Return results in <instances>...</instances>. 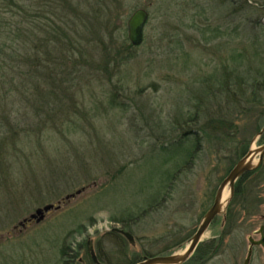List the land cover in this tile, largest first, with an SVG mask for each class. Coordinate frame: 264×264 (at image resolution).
Returning <instances> with one entry per match:
<instances>
[{
  "label": "rangeland",
  "instance_id": "rangeland-1",
  "mask_svg": "<svg viewBox=\"0 0 264 264\" xmlns=\"http://www.w3.org/2000/svg\"><path fill=\"white\" fill-rule=\"evenodd\" d=\"M139 8L149 18L134 46L128 20ZM4 21L1 71L28 74L41 41L67 65L55 69L57 99L42 98L54 86L41 74L18 87L0 83V264H62L63 247L84 243L76 264H90L89 240L106 264L182 253L240 160L238 140L224 151L205 141L200 95L226 69L264 67V0H0ZM15 49L28 55L22 64L12 61ZM262 100L229 129L242 147L249 141L247 153L264 144ZM223 101L209 100L212 111ZM226 111L239 119L233 104ZM243 202L226 253L209 264H244L249 237L260 239L264 174L249 180ZM229 203L203 241L220 235ZM251 264H264L262 246Z\"/></svg>",
  "mask_w": 264,
  "mask_h": 264
},
{
  "label": "trees",
  "instance_id": "trees-1",
  "mask_svg": "<svg viewBox=\"0 0 264 264\" xmlns=\"http://www.w3.org/2000/svg\"><path fill=\"white\" fill-rule=\"evenodd\" d=\"M0 24L3 25V27H7V25H9L8 22H6V24ZM53 31V29L50 30V32ZM57 36V39L60 40L59 33H57ZM4 42L6 43V41ZM5 43H0L1 51L8 48L6 46L7 43ZM49 43L51 46L52 42ZM40 46L43 48L42 52L40 53L42 56L39 55ZM33 50L34 51L31 54V57L28 58L27 54H22V56L18 55L16 53L17 50L15 49L12 52V61L15 64H22L24 59L28 58L27 60H30V62H27L30 66H32V70L27 74L21 72L16 67L13 68L14 71H1L2 68H0V79L4 80L0 83H2L3 85H9L10 88L11 85L13 87H18L29 79H33L34 75L37 76L41 74L47 82L52 83V85L54 86V89H50L45 96H42V98H59L57 93L55 92V85L59 86L60 78L59 73L55 69L57 66H61L63 64L67 65L66 56H60L59 54L57 56H53V52L49 48H47V45H45L43 41H41V45L35 44ZM14 57L20 58L19 63L16 59H14ZM7 59H9V54H7L6 52H1L0 66H4V64H7ZM238 61H241V59H238ZM208 88L210 89L204 90L203 94L200 95L199 99V109L201 113L208 114V121L202 128V130L205 131L204 139L208 143L215 144L219 151L229 149V144L234 139L238 140V149L236 152L233 153L235 155L233 163H235L237 160L244 157V155L247 153L249 141L243 138L245 146L242 147V142H240L241 138L238 135L234 136V134L229 133V131L235 127V121L242 120L243 117L246 116L248 113L252 112V110H254L257 105L262 106V99H264V67L260 66L258 68H249L247 65L238 64L236 67H231L229 70L226 69L221 75V79H219V77H215L214 85L211 87L209 86ZM10 92H8V94ZM38 92L39 91L35 89V94L33 93V96L36 97L38 95ZM211 99L224 100L223 106H218L215 110L212 111V108L209 103V100ZM229 104L234 105V109L236 110V116L239 119L235 120V118L231 117L233 113L230 116L228 113H226L227 106ZM215 112L218 113L216 117L214 116L215 114L209 116L211 113ZM229 117L231 118V120L229 119ZM209 130L213 131L216 134L212 135ZM262 136L263 139L264 135ZM199 140L200 138H197L198 142ZM263 174L264 161H262V163L255 170L248 171L240 177V179L235 185L233 199L229 203V206L225 212L224 226L220 235L218 237H213L209 240L201 242L194 254L183 264H209L215 258H220L226 253L228 240L235 233L236 227L238 226V223L240 222L243 217V214L245 213V207H243L245 202H243V197L246 194L247 183L252 177H254V175L261 177ZM238 205H242L240 209H237ZM114 234L120 235L118 233ZM84 244H79V246H77L76 248V251L73 250L70 252H68L69 250L66 247H63L61 249L62 264H76L77 262H81L80 260H77V251H80L82 248H84ZM95 249L99 261L103 264H106L107 262L103 259L98 247H96ZM136 262H138V260H134L131 264H135ZM90 264L96 263L91 259Z\"/></svg>",
  "mask_w": 264,
  "mask_h": 264
},
{
  "label": "water",
  "instance_id": "water-1",
  "mask_svg": "<svg viewBox=\"0 0 264 264\" xmlns=\"http://www.w3.org/2000/svg\"><path fill=\"white\" fill-rule=\"evenodd\" d=\"M149 18V13L144 8H139L134 11L131 17L128 20V36L129 40L134 46H139L143 43L144 40V27ZM264 133V128L261 130L260 135ZM259 156L257 164H254L255 157ZM264 159V144L258 147L255 150H250L243 158H241L235 166L231 169L228 175L221 182L218 191L215 196V200L211 208L204 215L201 220L200 225L198 226L195 234L191 238L188 246L182 253H171L167 255L145 257L143 260L136 262L135 264H183L185 263L196 251L200 243L203 241V236L207 232L208 228L211 226L215 218L224 212V207L228 205L231 199L234 196L235 185L240 177L251 170L257 168ZM230 188L229 198L223 205V195L226 188ZM79 190L77 193H80ZM70 195L67 196L69 198ZM62 201H59L58 205L48 204L42 208H38L36 213L32 214L30 218H25L23 223L30 222L32 219L37 218V221H40L44 218L45 213L51 209L60 206ZM114 231L120 232L126 236L132 243L134 242L133 235L124 229L114 228ZM255 235H260V239H255L253 236L249 237L250 245L248 248L247 256L244 260V264H251V259L253 256V251L255 246H262L264 248V225H262L259 230L255 232ZM89 248L92 255V258L96 264H103L99 261L94 243L92 240H89Z\"/></svg>",
  "mask_w": 264,
  "mask_h": 264
},
{
  "label": "bare ground",
  "instance_id": "bare-ground-1",
  "mask_svg": "<svg viewBox=\"0 0 264 264\" xmlns=\"http://www.w3.org/2000/svg\"><path fill=\"white\" fill-rule=\"evenodd\" d=\"M255 146L253 147V150H255ZM229 198V195H228V192H224V195H223V205H225L226 201L228 200Z\"/></svg>",
  "mask_w": 264,
  "mask_h": 264
},
{
  "label": "flooded vegetation",
  "instance_id": "flooded-vegetation-1",
  "mask_svg": "<svg viewBox=\"0 0 264 264\" xmlns=\"http://www.w3.org/2000/svg\"><path fill=\"white\" fill-rule=\"evenodd\" d=\"M117 232V231H116ZM119 233V232H118Z\"/></svg>",
  "mask_w": 264,
  "mask_h": 264
}]
</instances>
